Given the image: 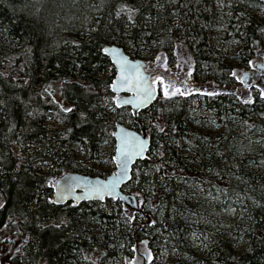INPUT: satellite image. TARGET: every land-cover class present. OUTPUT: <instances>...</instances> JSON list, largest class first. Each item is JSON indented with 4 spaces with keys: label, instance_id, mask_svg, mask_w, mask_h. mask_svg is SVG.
<instances>
[{
    "label": "trees",
    "instance_id": "1",
    "mask_svg": "<svg viewBox=\"0 0 264 264\" xmlns=\"http://www.w3.org/2000/svg\"><path fill=\"white\" fill-rule=\"evenodd\" d=\"M261 2L0 0V231L14 236L10 264H121L141 241L151 264H264V83L246 103L227 89L236 85L221 56L230 41L239 64L264 55ZM120 4L136 9L133 21L117 18ZM215 4L228 10L225 20ZM221 26L222 38L213 33ZM108 45L134 60L156 52L171 63L181 50L192 79L205 76L218 90L157 92L136 114L118 108ZM198 114L220 132L195 129ZM118 124L149 138L122 188L138 193V209L131 215L110 199L55 203L50 172L93 177L103 155L116 167ZM230 210L242 215L232 225L234 247L220 232L219 215ZM196 238L205 256L193 252Z\"/></svg>",
    "mask_w": 264,
    "mask_h": 264
},
{
    "label": "rangeland",
    "instance_id": "2",
    "mask_svg": "<svg viewBox=\"0 0 264 264\" xmlns=\"http://www.w3.org/2000/svg\"><path fill=\"white\" fill-rule=\"evenodd\" d=\"M261 8L259 10V20L261 21V24L264 28V0H261ZM214 11L216 16H218V19H221L222 21L225 20L228 16V10L223 8L222 6L215 4ZM225 28L223 26L215 29L214 35L217 37L222 38L224 36ZM264 36V35H263ZM214 44V42H213ZM212 44V45H213ZM228 44V45H227ZM224 43L222 47L225 49L222 50L223 58L226 57L224 60V65L227 67H230L232 70L225 71L226 77H233L235 80V85L230 88H235V91L238 93H242L241 95L243 98L248 100V97L251 95V92L254 90L255 85H258L260 82L264 83V55H262L260 52H258L251 60L249 64H239L238 60L235 59V55L237 51L239 50V45L237 43L233 42H227ZM214 47H220L218 44H214ZM215 49V48H214ZM128 54L132 56L131 52ZM177 60L175 62H169L167 61L166 57L161 53L152 52V54H149L147 52L142 54V57L138 60H141L146 65V74L148 76H151L154 78L156 75H163V76H171L174 80H176L177 84L181 86L180 90L192 93L195 91H202L211 93L212 91L218 90L217 87L213 84L212 81L208 80L205 76H202L200 79L194 80L191 77V71H192V65L189 57L186 56L185 52L181 50H177ZM152 55V57H151ZM160 57L159 60L156 58ZM244 77H246V81L244 80ZM114 78V77H113ZM187 81V87L182 86L183 81ZM156 92L160 93L161 99L164 98L163 95V86L160 84V82H157L156 85H154ZM260 92H264V86L261 89ZM112 94V93H111ZM158 94V93H157ZM180 94L177 92L175 95ZM113 95V94H112ZM114 101L116 103L115 98H121L122 95H113ZM202 117H204V114H202ZM196 121L193 123V127L201 132H210V133H219L220 128L218 125L212 123V122H202L203 120L200 118V114L196 115ZM203 125H202V123ZM146 133V132H145ZM257 149L261 148V146L257 145L255 147ZM111 164L107 161V158L105 155L102 156V164L95 167V171L92 173L93 177H99V172H109L110 174L114 173L115 168H110ZM64 174H54L53 172H50L49 175H51V184L53 186L54 191V185L55 182ZM105 178V177H104ZM126 193H129L136 197L137 204L139 203V195L135 190H128ZM0 205H1V199H0ZM124 208H126L123 205ZM128 209V208H126ZM131 215H133L134 211H131L128 209ZM236 213L235 210L225 211L221 212L219 215L220 218L223 219L222 224V230L220 231L222 234H224V242L227 241V244L231 245L232 247L239 245L237 244L236 239L233 236L232 233V225L242 216ZM95 229V227H94ZM11 229H6L5 231H0V263L1 264H10L12 252H13V246L11 245V241H13L14 236L10 235ZM135 249H133V254L129 259L124 260L121 264H151V260H149L147 256V252H149L146 244H141L140 242L135 246ZM192 250L194 253L205 256L206 255V247L204 246V243L199 242V238L192 241ZM135 258V260H133Z\"/></svg>",
    "mask_w": 264,
    "mask_h": 264
},
{
    "label": "snow or ice",
    "instance_id": "3",
    "mask_svg": "<svg viewBox=\"0 0 264 264\" xmlns=\"http://www.w3.org/2000/svg\"><path fill=\"white\" fill-rule=\"evenodd\" d=\"M136 9L130 7L127 4H120L117 6L115 10V14L117 18H119L122 14L127 13L128 21H133L134 13ZM105 53H111L114 64L116 65V79L112 81V88L114 91L119 92L122 88H127L128 91L134 93L133 99H126L121 101L120 98L116 99V104L120 105L121 103L125 104H134V105H143L146 102L152 100L156 96V89L154 85L157 82L163 86V95L164 98H169L172 95H175L179 92L181 95H186L187 92L181 91V86L177 84L176 80H174L171 76H163L156 75L154 78L151 76H146L143 71H141L142 66L138 63H131L127 59V57L123 56L119 53V50L115 47H105L102 49ZM157 60L160 57L156 58ZM151 81V83H149ZM183 87H187V81L182 82ZM50 87V86H49ZM48 89L46 88L45 91ZM209 95H214V93H208ZM261 98L264 99V92H261ZM246 103L252 102V97L249 96ZM63 111L69 112L71 109L64 108ZM81 116H84V113H81ZM157 128L161 132L164 129L157 124ZM68 131H71L69 129ZM147 150V141L140 138L139 136H135L130 132H125L121 129V135L119 137V143L115 149L116 156L113 157V160L116 162L117 172L113 173V178H110L108 181H96L95 184L91 185L88 188V191L94 194L99 199H104L105 194L114 195L117 187L120 182L125 179H129V165L136 157H143V154ZM78 177H68L65 179L63 185H61L60 181H56L55 184L58 187V196L57 201L65 198L61 193L66 194L70 191L74 190V187H78L79 185L75 182L78 181ZM51 183V182H50ZM79 199V197H77ZM2 206V205H0ZM132 219V217H129ZM127 222V221H126ZM151 224H155V221H151ZM59 225H57L58 227ZM141 244H146V241H141ZM134 250L135 246H133ZM147 256L149 260L152 259L151 252H147ZM135 260V258H133ZM95 264V262H93Z\"/></svg>",
    "mask_w": 264,
    "mask_h": 264
},
{
    "label": "water",
    "instance_id": "4",
    "mask_svg": "<svg viewBox=\"0 0 264 264\" xmlns=\"http://www.w3.org/2000/svg\"><path fill=\"white\" fill-rule=\"evenodd\" d=\"M107 47L108 48L115 47L116 49L119 50L120 54H122L123 56L127 57L129 62L140 64L142 66L141 71H143L145 73V75L148 76V74H146V71H145L146 65H145V63L143 61L134 60V59L130 58V56L128 54H126L120 47H118L116 45H108ZM105 55L107 56V58L109 59L111 65H112V67L114 68L115 75H114L113 80H115L116 79L117 68H116V65L113 62L112 55H111V53H105ZM246 79L247 78L244 77L245 81H246ZM149 83H151V81H149ZM111 93L113 95H119V96L122 95L123 97L120 98L121 101L126 100V99H133V97H134V93L128 91L127 88H122L119 92H116V91L113 90V88L111 86ZM156 96H157V92H156ZM156 96H155V98H156ZM155 98L150 100V101H148V102H146L143 105H134V104L121 103L120 105L116 104V106L118 108H129V109L132 110V112L134 114H136V112L138 110L150 107L153 104V102L155 101ZM121 129H123L125 132H130L133 135L139 136L140 138L146 140L147 141V150H148L149 138H148V136H147V134L145 133L144 130L138 132L136 130L127 128V127H125V126H123L121 124L116 125L115 131H114L115 149H116V147H117V145L119 143V137L121 135ZM147 150L143 154L142 158L141 157H136L130 163V165H129V177L130 178L122 180L120 182V184L117 187L114 195L110 196V195L105 194L104 199L101 200V199L97 198L94 194H92V193H90L88 191V188L91 185L95 184L96 181L104 182V181H108L110 178H113V173L110 174L109 176L105 177V178H102V177H90V176L77 174V173H66L63 176H61L57 181H60L61 185H63V183H64L66 178H68V177H78L79 180L76 181L75 183L78 184L79 186L78 187H74L73 191H70V192H68L66 194L61 193V195H64L65 198L62 199V200H59L58 202H55V203H57V204L78 203V202H83V201H85V202H100V201H103L105 199H110V200L119 201L122 205H124L126 208L130 209L131 211H136L138 209V204H137L136 197L131 195V194H129V193L123 192L122 188H123V186H125L130 181L131 173H132V169H133L134 165L136 164L137 161H139V160H141V159H143L145 157V155L147 153ZM115 156H116V151L114 153V157ZM115 166H116V162H115ZM116 172H117V166L115 167L114 173H116ZM57 196H58V187L55 184L54 185V191H53V201H57ZM77 197H79V199H77Z\"/></svg>",
    "mask_w": 264,
    "mask_h": 264
},
{
    "label": "bare ground",
    "instance_id": "5",
    "mask_svg": "<svg viewBox=\"0 0 264 264\" xmlns=\"http://www.w3.org/2000/svg\"><path fill=\"white\" fill-rule=\"evenodd\" d=\"M157 97V96H156ZM156 99V98H155ZM154 103V102H153ZM131 110V109H130ZM132 111V110H131Z\"/></svg>",
    "mask_w": 264,
    "mask_h": 264
}]
</instances>
